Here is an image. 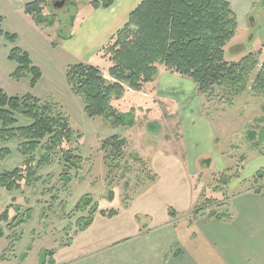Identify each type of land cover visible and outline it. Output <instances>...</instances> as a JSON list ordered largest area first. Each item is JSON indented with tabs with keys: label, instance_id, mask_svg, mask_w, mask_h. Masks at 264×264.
Listing matches in <instances>:
<instances>
[{
	"label": "rangeland",
	"instance_id": "1",
	"mask_svg": "<svg viewBox=\"0 0 264 264\" xmlns=\"http://www.w3.org/2000/svg\"><path fill=\"white\" fill-rule=\"evenodd\" d=\"M32 1L35 0H0V89L9 96L29 94L57 104L56 109L63 111L70 128L78 135L63 148L73 146L82 162L79 169H68L65 174L60 153H57L49 164L36 169L37 179L29 185L22 184L19 190L11 192L0 188V214L8 208L9 222L13 218L24 220L12 229L1 224L6 237L3 241H7L3 250L7 259L39 264L42 250L67 243L79 232V226L91 208H96L94 223L82 235L88 238L101 234L121 236L141 231L164 219H191L194 209L206 199L211 202L207 203L204 214L209 209H216L232 215L235 193L256 186L264 192V97L247 89L232 103L217 98L207 100L206 95L198 96L190 87L177 81L171 82L164 97H156L154 103L149 96L128 94L133 92L130 89L114 100L113 105L119 112L134 115L135 122L131 126L111 127L101 117L89 118L81 98L67 83L66 72L69 65L84 60L101 68L104 77L109 78V61L98 54L85 57V54L79 56L72 51L74 41L82 33H91V29L85 27L92 6L85 0H68L56 8L52 0H45L43 16L53 20L52 25H48L46 19L36 23L24 12V5ZM226 1L237 21L236 34L228 44L229 48L241 46V54L261 49V59L264 55V0ZM71 22L74 29H70ZM70 32L75 38L65 39ZM4 33L14 34L15 39L10 41ZM15 47L27 52L31 65L41 73L34 86L30 84L31 73L18 79L13 76L17 63L8 56ZM240 50L230 51L227 56L235 59L232 55ZM177 97L182 99L176 107L171 101ZM182 109L190 110L189 118L205 119V124L201 121L185 123ZM149 117L156 121H150L146 126ZM15 118L17 125L31 122L18 113ZM250 131L255 133L252 141L247 137ZM113 135L124 137L127 143L121 165L110 172L103 162L101 143ZM208 138L214 139L212 145L211 139L208 144ZM183 141H197L198 145L204 146L211 164L187 159ZM18 143L15 139L0 142V148L10 150V154L0 161L1 171L24 167L25 158L18 153ZM153 147L158 153H152ZM43 151L39 149L34 153L33 167ZM180 152L185 156L181 157ZM223 175H229L225 185L221 183ZM85 198H89L86 207H76ZM110 209L117 213L111 217L98 213ZM3 241H0V247ZM8 241L14 242L11 249Z\"/></svg>",
	"mask_w": 264,
	"mask_h": 264
},
{
	"label": "trees",
	"instance_id": "2",
	"mask_svg": "<svg viewBox=\"0 0 264 264\" xmlns=\"http://www.w3.org/2000/svg\"><path fill=\"white\" fill-rule=\"evenodd\" d=\"M85 1L94 8H108L113 3V0ZM44 3L45 0L28 2L24 5V12L36 23H43L46 19L48 25H52L51 17L43 16ZM236 29L235 14L226 0H141L129 14L127 22L97 51L101 58L110 62L107 69L109 78L104 77L95 65L78 62L68 66L66 80L74 94L81 98L85 114L89 118L101 117L111 127L134 124V115L119 112L113 101L120 99L127 89L136 92L143 90L156 80L161 69L190 80L196 94L206 95L207 100L217 98L221 102L232 103L247 89L254 95L264 97V55L259 58L263 53L261 49L245 54H241V51L232 55L235 59L227 56L230 52L228 44L235 37ZM3 35L10 41L15 39L14 34ZM8 58L17 63L13 76L18 79L31 73L30 84L34 86L41 73L31 65L27 52L15 47ZM56 108L57 104L50 100L41 101L29 94L9 96L0 89V142L19 141L18 153L25 158L24 167L0 170V188L11 192L19 190L22 184L29 185L33 179H37L36 169L49 164L57 153H60L65 174L68 169H79L82 161L81 156L74 153L75 148H63L78 135L70 128L63 111ZM17 113L31 122L17 125ZM247 137L252 141L255 133L250 131ZM126 143V139L118 135L102 141L103 162L110 172L113 167L121 165ZM39 149L44 151L33 167L34 153ZM9 154L8 147L0 148V161ZM202 162L209 165L210 161L206 159ZM65 178L68 179V176L65 175ZM228 179L229 175L221 176V183L227 184ZM254 188L258 191L260 186ZM81 202L76 207L83 209L89 198ZM210 202L211 199H206L196 207L192 218L204 215L206 218H230L226 210L218 212L209 209L204 214L203 210ZM95 212L96 208L89 210V215L79 226V232L91 224ZM98 213L111 217L117 211L99 210ZM22 221L23 218L17 221L13 218L9 222L8 208L2 212L0 241L6 238L2 223L12 229ZM9 243L11 249L14 242ZM54 251V248L42 250L39 264H53ZM1 256L4 257V253Z\"/></svg>",
	"mask_w": 264,
	"mask_h": 264
},
{
	"label": "crops",
	"instance_id": "3",
	"mask_svg": "<svg viewBox=\"0 0 264 264\" xmlns=\"http://www.w3.org/2000/svg\"><path fill=\"white\" fill-rule=\"evenodd\" d=\"M140 2L141 0H113L108 8L92 7L93 11L85 27L91 29V33L89 35L82 33L74 41L72 51L79 56L85 54V57L97 55L98 49L127 22L129 14ZM70 29H74L73 22ZM74 38L72 32L65 36V39L69 40ZM241 51L242 49L238 53ZM81 62L88 63L84 60ZM177 81L183 82L186 88L190 87L195 91L190 80L161 69L156 80L148 87L140 92L124 94L149 96V100L154 103V100L157 101L156 97H164L168 85H172L171 82ZM180 98H172L171 103H175L177 107ZM186 109L180 110L183 112L185 123L195 124L201 121V124H205L206 120L203 118H189L188 115L192 113ZM153 120L156 121L149 117L146 126ZM178 124L179 122L176 121V125ZM183 132L185 133L184 130ZM210 139L212 145L214 139L208 138L209 145ZM198 143L197 141L182 142L187 159L193 158L196 162L206 159L210 161L206 156L205 147ZM152 153H158V149L153 147ZM181 153V157L185 156ZM255 189L257 188L233 195V213L229 219L206 218L205 215L188 220L164 219L162 222L145 226L143 230L135 233L121 236L101 234L88 238L87 235L82 234H86L92 228L93 218L91 224L83 231L77 232L69 242L54 247L53 264H264V192L262 188H258V191ZM6 242L3 241L0 247V264H21L22 261L14 262L13 259L12 261L7 259L6 255L1 256L6 249ZM22 264L37 263L27 261Z\"/></svg>",
	"mask_w": 264,
	"mask_h": 264
},
{
	"label": "water",
	"instance_id": "4",
	"mask_svg": "<svg viewBox=\"0 0 264 264\" xmlns=\"http://www.w3.org/2000/svg\"><path fill=\"white\" fill-rule=\"evenodd\" d=\"M53 1V7H60L62 6V4L66 3L68 0H52ZM238 49H242L241 46H235L234 48H232L230 51L234 52Z\"/></svg>",
	"mask_w": 264,
	"mask_h": 264
}]
</instances>
